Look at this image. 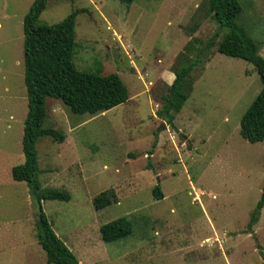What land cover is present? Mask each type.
I'll return each instance as SVG.
<instances>
[{
	"label": "rangeland",
	"instance_id": "374dc122",
	"mask_svg": "<svg viewBox=\"0 0 264 264\" xmlns=\"http://www.w3.org/2000/svg\"><path fill=\"white\" fill-rule=\"evenodd\" d=\"M205 1L49 0L39 18L54 24L85 8L76 22V67L116 72L130 92L127 102L95 115L46 100L44 127L73 144L39 138L40 180L48 186L44 177L53 169L66 181L58 188L72 198L46 200L43 208L80 264H264V208L246 232L264 186V141L240 134L241 118L262 89L254 65L214 46L209 64L191 73L190 97L175 120L179 131L158 115L191 36L206 43L219 33L218 42L227 31ZM33 2L0 0V264H51L37 239L29 187L11 174L24 162V18ZM241 2L237 20L264 57V0ZM158 183L161 199L153 194ZM111 189L116 200L96 209L94 199ZM120 217L132 221L133 233L105 242L101 226Z\"/></svg>",
	"mask_w": 264,
	"mask_h": 264
},
{
	"label": "trees",
	"instance_id": "16d2710c",
	"mask_svg": "<svg viewBox=\"0 0 264 264\" xmlns=\"http://www.w3.org/2000/svg\"><path fill=\"white\" fill-rule=\"evenodd\" d=\"M121 1L131 4L134 0ZM48 2L49 0H34L24 18L25 83L28 93V113L22 140L25 160L12 168V176L17 181L26 182L29 187L37 208V239L46 252L47 261L53 264H80L74 252L53 229L43 208L46 200L70 201L72 198L68 190L44 187L40 180L37 150L39 138L51 136L58 142H63L66 138L61 131L44 127L46 100L53 97L59 99L73 113L95 115L127 102L130 92L116 72L101 75L76 67L74 57L77 47V16L86 9H74L54 24H40L39 18ZM203 5L220 29L226 28L227 31L218 42L215 37L219 33L206 43L200 38H192L188 42L181 60L173 69L175 78L164 94V104L158 110V115L164 119L165 125L179 131L175 118L190 97L193 88L191 73L196 67L204 65L211 54V48L217 45L219 52L252 63L260 75L262 89L241 118L240 134L251 143L264 141V57L260 54L255 40L237 20L243 11L242 2L206 0ZM197 27L198 24H194L192 30ZM156 133L158 136L159 133ZM152 152L150 150L149 153ZM148 167L151 168L150 160ZM153 194L156 199L164 197L160 183L153 188ZM115 200L116 190L111 189L98 195L94 199V205L96 209H100ZM263 208L264 186L246 232L253 231ZM100 231L105 242H114L130 236L133 233V223L126 217H120L102 225Z\"/></svg>",
	"mask_w": 264,
	"mask_h": 264
},
{
	"label": "crops",
	"instance_id": "0c3cea01",
	"mask_svg": "<svg viewBox=\"0 0 264 264\" xmlns=\"http://www.w3.org/2000/svg\"><path fill=\"white\" fill-rule=\"evenodd\" d=\"M242 14V13H241ZM6 17H8V14H6ZM0 29H2V23L0 22ZM192 38H198V37H193V36H191ZM259 52L261 53V49L259 48ZM212 54V53H211ZM211 58V55L209 56V58L207 59V63H206V66L209 64V62L212 60V59H210ZM210 59V60H209ZM206 70V69H205ZM204 74V73H203ZM177 116H178V114L176 115V118H177ZM176 118H175V120H176ZM63 142H65V146L66 145H72L73 144V142H69V141H67V135H66V138H65V140L63 141ZM73 147H75V146H73ZM24 160H25V157H24ZM38 164H39V160H38ZM14 167V166H13ZM12 167V168H13ZM12 168H11V174H12ZM47 172L48 173H50V175L49 176H45L44 178H46L45 179V181H44V183L46 184V185H48V186H44V187H52V188H58L59 186H61V187H64L65 186V184H66V181L65 180H61V179H57V178H55V176L54 175H52L53 173H54V170L53 169H47ZM13 177V176H12ZM14 179V178H13ZM15 180V179H14ZM17 181V180H16ZM42 183V182H41ZM27 184V183H26ZM51 185H53V186H51ZM58 189H61V188H58ZM45 202V201H44ZM44 202H43V204H44ZM65 243H67V241H64ZM68 247H69V245H67ZM70 248V247H69ZM71 249V248H70ZM72 250V249H71ZM80 263H81V261H80ZM52 264V263H51Z\"/></svg>",
	"mask_w": 264,
	"mask_h": 264
}]
</instances>
